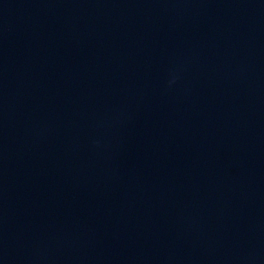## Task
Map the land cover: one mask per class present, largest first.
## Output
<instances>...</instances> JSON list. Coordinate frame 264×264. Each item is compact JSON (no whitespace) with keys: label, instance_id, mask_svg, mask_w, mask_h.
<instances>
[{"label":"water","instance_id":"95a60500","mask_svg":"<svg viewBox=\"0 0 264 264\" xmlns=\"http://www.w3.org/2000/svg\"><path fill=\"white\" fill-rule=\"evenodd\" d=\"M0 264H264V0H0Z\"/></svg>","mask_w":264,"mask_h":264}]
</instances>
